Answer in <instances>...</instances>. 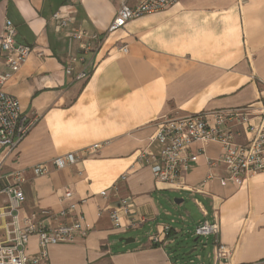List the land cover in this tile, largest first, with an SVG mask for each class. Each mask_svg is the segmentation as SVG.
Returning a JSON list of instances; mask_svg holds the SVG:
<instances>
[{
	"label": "crops",
	"instance_id": "0c3cea01",
	"mask_svg": "<svg viewBox=\"0 0 264 264\" xmlns=\"http://www.w3.org/2000/svg\"><path fill=\"white\" fill-rule=\"evenodd\" d=\"M118 7L119 0L0 1V33L9 20L16 42L36 51L4 90L18 100L25 117H38L10 155L0 149L2 172L23 171V213L64 209L70 202L61 197L69 189L77 205L75 217L90 229L72 244L49 246L48 261L39 264H175L169 249L178 236L212 221L214 215L219 242L233 251L227 264H264V173L241 187H222L219 164L216 178L203 193L176 192L156 183L137 159L143 151L159 154L161 145L151 139L164 119L242 107L259 98L264 90V0H180L106 35L101 48L81 55L83 62L66 75L68 57L80 53L72 32L106 34ZM57 11L72 18L59 31L52 20ZM124 46L125 54L120 51ZM84 67L87 78L76 80ZM96 143L101 147L87 153ZM68 153L78 161L55 169L53 160ZM219 155L217 144L206 146V157ZM36 165H44L46 173L33 176L30 168ZM207 173L204 157L199 156L185 176L186 185L195 187ZM123 174L125 181L120 180ZM104 190L105 198L99 195ZM168 193L187 194L200 215L193 227L181 224L190 217L181 206L185 198L176 204L178 199ZM119 200L131 205L134 219L143 220L132 231L111 227L109 209ZM167 226L170 231L164 235ZM129 232L137 234L127 238L133 242L120 241ZM151 236L158 241H151ZM200 244L212 253V238ZM36 253L32 237L26 254ZM189 262L210 264L200 257Z\"/></svg>",
	"mask_w": 264,
	"mask_h": 264
},
{
	"label": "built area",
	"instance_id": "2783aa9c",
	"mask_svg": "<svg viewBox=\"0 0 264 264\" xmlns=\"http://www.w3.org/2000/svg\"><path fill=\"white\" fill-rule=\"evenodd\" d=\"M178 1L180 0H119V7L106 34L87 35L78 30L72 32L71 39L80 43V53L78 56L68 57L65 74L71 75L74 66L83 62L81 55L97 52L106 35L124 29L131 20L164 11ZM52 20L58 31L72 23V18L60 11L52 15ZM16 35L12 22L5 20L0 33V62L3 67L0 70V149L5 151V156L17 148L38 120L37 115L25 117L18 100L4 90L29 56L36 52L28 45L17 43ZM120 51L127 53V47L120 48ZM37 54L42 56L41 53ZM87 76L88 70L84 67L76 74L75 79L82 80ZM151 140L161 145L159 154L143 151L137 159L143 167L150 170L156 183L176 192L203 193L204 187L216 178L214 171L221 164L223 174L217 177L220 186L232 184L241 187L249 178L264 173V90L256 101L242 107L202 111L181 118L164 119L156 125ZM209 144L220 147L217 159L205 156V148ZM100 147V143L93 144L87 147L86 152H95ZM199 156L204 157L208 173L201 183L189 188L185 183V176ZM77 161L74 153H68L56 157L53 166L62 170ZM2 168L0 162V264L47 262L49 246L72 244L88 235L89 227L75 217L77 205L71 202V190H64L61 201L70 203L58 212L36 209L23 213L24 195L20 188L25 180L23 171L3 173ZM30 171L37 177L45 174L47 170L44 165H36ZM120 180L125 181L126 174L121 175ZM106 192L104 190L99 195L105 198ZM201 212L206 216L202 208ZM132 214L131 205L125 200H119L118 205L109 209L108 213L112 229L128 232L143 223L142 219H134ZM59 219L65 221L54 224ZM47 220L50 221L49 224L45 223ZM169 231L168 226L164 227V235ZM192 234L197 239L212 238L213 251L208 254L210 264L229 262L233 251L219 242L217 215H214L212 221L199 223ZM32 237L36 238L38 253L28 256L26 251ZM150 240L157 242L158 238L151 236Z\"/></svg>",
	"mask_w": 264,
	"mask_h": 264
},
{
	"label": "rangeland",
	"instance_id": "374dc122",
	"mask_svg": "<svg viewBox=\"0 0 264 264\" xmlns=\"http://www.w3.org/2000/svg\"><path fill=\"white\" fill-rule=\"evenodd\" d=\"M170 197L176 198V199H181V196L184 198L187 196L185 193H168ZM203 205L207 210H209V206L206 202H202ZM183 206V213L188 212L190 214V217L187 218L186 223H181L182 226L184 225L185 227H193V222L194 220L199 217V213L197 211V208L188 200L185 198L183 203L181 204ZM194 230V229H193ZM192 230H189V233L180 235L177 238V244L175 246H171L169 249L170 252L174 256H176V262L175 264H197L195 263H190V260H195L197 257H200L201 260L205 262H209L208 260V251L201 246L200 242L203 241V239L199 238L196 242H194V239L196 237L192 236ZM137 235V234H136ZM134 232H129L125 235L122 236V238L127 239L131 237L136 236ZM194 249V251H192Z\"/></svg>",
	"mask_w": 264,
	"mask_h": 264
},
{
	"label": "water",
	"instance_id": "95a60500",
	"mask_svg": "<svg viewBox=\"0 0 264 264\" xmlns=\"http://www.w3.org/2000/svg\"><path fill=\"white\" fill-rule=\"evenodd\" d=\"M181 202H182L181 199L175 200L176 204H180ZM197 240H198L197 238L194 239V242H196ZM120 241H123L126 244L133 242V240H131V239H121Z\"/></svg>",
	"mask_w": 264,
	"mask_h": 264
},
{
	"label": "trees",
	"instance_id": "16d2710c",
	"mask_svg": "<svg viewBox=\"0 0 264 264\" xmlns=\"http://www.w3.org/2000/svg\"><path fill=\"white\" fill-rule=\"evenodd\" d=\"M154 247H157L156 245H154Z\"/></svg>",
	"mask_w": 264,
	"mask_h": 264
}]
</instances>
